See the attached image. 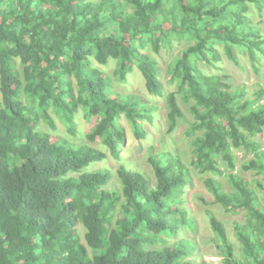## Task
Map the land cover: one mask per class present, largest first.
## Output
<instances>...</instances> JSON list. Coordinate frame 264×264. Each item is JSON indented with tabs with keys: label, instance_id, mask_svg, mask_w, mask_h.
Instances as JSON below:
<instances>
[{
	"label": "trees",
	"instance_id": "trees-1",
	"mask_svg": "<svg viewBox=\"0 0 264 264\" xmlns=\"http://www.w3.org/2000/svg\"><path fill=\"white\" fill-rule=\"evenodd\" d=\"M252 9L261 15L264 0H0V264H208L180 236L195 221L181 198L189 172L179 156L151 147L148 174L120 155L123 119L143 138L144 121L155 117L147 98L116 88L135 69L149 95L165 98L168 132L185 115L180 100L187 104L195 166L213 174L204 185L224 210L243 214L233 242L207 210L219 264H264V149L256 140L264 87L249 92L220 65L226 58L243 68L248 59L261 77L264 34ZM176 45L164 72L157 56ZM96 63H114L112 73ZM81 109L96 117L83 138ZM239 148L253 152L240 166L261 175L253 183L237 173ZM108 154L119 162L91 168Z\"/></svg>",
	"mask_w": 264,
	"mask_h": 264
},
{
	"label": "rangeland",
	"instance_id": "rangeland-1",
	"mask_svg": "<svg viewBox=\"0 0 264 264\" xmlns=\"http://www.w3.org/2000/svg\"><path fill=\"white\" fill-rule=\"evenodd\" d=\"M251 16V21L253 24L261 28V33L264 34V10L261 15L254 12ZM180 46H174L172 48H164L157 56L159 65L165 72L167 65L170 63L171 59L178 53ZM261 77H258L252 71L250 66V61L248 59H243L244 67L234 65L230 60L225 58V61L221 63L223 68L222 73L226 74L229 79L235 83H241L246 85V89L249 92L258 90L260 86L264 87V58L261 61ZM100 69L106 71L107 73H112L114 68V63L109 65L95 64ZM162 82L165 86L166 92L173 90L174 86L169 85L167 78L164 74H161ZM116 88L123 93H137L147 98L152 104L156 106L153 115V121L149 119L144 121V128L147 132L145 137L139 138L136 136L135 132L132 130L128 122L123 119V124L125 127L126 141L125 144L120 148V155L124 160L131 164V168H139L145 170L148 174H152L151 165L149 162V150L151 147L154 148V153L159 154L164 151H170L171 154L179 156L182 164L188 169V184L182 194V201L184 207L187 208L189 216L195 221L194 228L191 231L182 230L180 236L189 237L194 240L196 244V250L194 256L197 259H204L208 264H219L222 255L220 250L217 248L215 242L212 240V230L209 224V218L207 210H211L221 221L224 222L229 238L234 242L235 237L233 234V225L236 220H243V214H234L224 208L217 202L214 201L213 195L208 191L204 185V179L207 176H212L211 172H201L195 166V158L193 156L192 146L190 139L186 136V128L189 122L192 120V115L187 109V104L180 100L181 106L184 110V117L178 122L177 128L173 132H168V108L165 104V98L159 96H151L147 92L144 86V79L138 69H135L131 73L127 80L116 84ZM56 124L58 125V131L60 134L70 137L67 129L66 123L61 120L57 115L52 114ZM77 126L80 133V138H83L85 133L94 125L96 117H88L85 115L83 109L80 110L79 114L76 115ZM42 127L44 130H50L49 126L43 122ZM261 144V148L264 149V136L256 138ZM88 143L95 147H102L100 143L90 142ZM103 149V147H102ZM236 156L237 162V173L249 183H253V180L260 178L261 175L255 173L254 171L241 170L240 166L243 162L247 161L253 156V152L247 150L246 148H239L233 150ZM119 161L111 157L108 154L107 161H102L95 163L91 168L95 166L104 168L106 165H116ZM112 176L116 181V173L114 168L111 169ZM222 182L225 189H229L230 186L223 176H216ZM253 185V184H252ZM260 200L264 203L261 198V194L258 192ZM80 232L83 234V228L79 226Z\"/></svg>",
	"mask_w": 264,
	"mask_h": 264
}]
</instances>
